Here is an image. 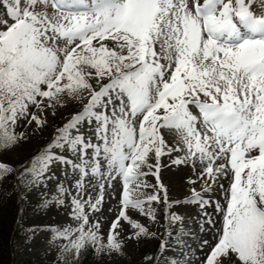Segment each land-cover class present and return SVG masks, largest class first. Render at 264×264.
<instances>
[{"label":"snow or ice","instance_id":"6c2138e0","mask_svg":"<svg viewBox=\"0 0 264 264\" xmlns=\"http://www.w3.org/2000/svg\"><path fill=\"white\" fill-rule=\"evenodd\" d=\"M4 185L49 264H264V0H0Z\"/></svg>","mask_w":264,"mask_h":264},{"label":"rangeland","instance_id":"374dc122","mask_svg":"<svg viewBox=\"0 0 264 264\" xmlns=\"http://www.w3.org/2000/svg\"><path fill=\"white\" fill-rule=\"evenodd\" d=\"M61 114H57L55 120L49 117L48 126L42 130H36L32 134V139L28 144L21 146L20 151L26 152L35 148L40 142L46 140L53 129L55 122L59 121ZM22 130V129H21ZM163 171V170H162ZM164 179L167 183L171 184L177 192L183 190L182 174L175 171H163ZM10 189V186H0V225L5 223L11 227V249H12V264H18L20 258H30L36 262V264H49V260L54 258V252H46V244L44 243V237L47 233L41 232L34 236L30 243H23L24 236L21 235V230L14 226V219L17 213L18 201L16 199L15 192H6L5 189ZM37 197L35 190L28 194V203L25 206L23 220L24 224H47L52 223L53 214L45 215L42 213L34 214L32 211V204L36 201ZM191 210V209H189ZM58 221L61 218L55 217ZM151 247V245L142 244L138 249L132 245L128 247V255L123 257H117L114 259L103 258L102 264H139L141 255Z\"/></svg>","mask_w":264,"mask_h":264},{"label":"trees","instance_id":"16d2710c","mask_svg":"<svg viewBox=\"0 0 264 264\" xmlns=\"http://www.w3.org/2000/svg\"><path fill=\"white\" fill-rule=\"evenodd\" d=\"M11 255V227L2 223L0 225V264H12ZM18 264H36V262L26 257L20 258ZM81 264H102V259L95 258L89 250L83 255Z\"/></svg>","mask_w":264,"mask_h":264}]
</instances>
